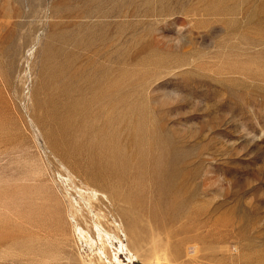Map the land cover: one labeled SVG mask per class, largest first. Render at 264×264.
<instances>
[{"label": "rangeland", "instance_id": "374dc122", "mask_svg": "<svg viewBox=\"0 0 264 264\" xmlns=\"http://www.w3.org/2000/svg\"><path fill=\"white\" fill-rule=\"evenodd\" d=\"M0 264H264V0H0Z\"/></svg>", "mask_w": 264, "mask_h": 264}, {"label": "clouds", "instance_id": "9594fccd", "mask_svg": "<svg viewBox=\"0 0 264 264\" xmlns=\"http://www.w3.org/2000/svg\"><path fill=\"white\" fill-rule=\"evenodd\" d=\"M176 43H177V45L179 46V45L182 43V41L179 40V39H177V40H176Z\"/></svg>", "mask_w": 264, "mask_h": 264}, {"label": "bare ground", "instance_id": "6f19581e", "mask_svg": "<svg viewBox=\"0 0 264 264\" xmlns=\"http://www.w3.org/2000/svg\"><path fill=\"white\" fill-rule=\"evenodd\" d=\"M133 257V256H132Z\"/></svg>", "mask_w": 264, "mask_h": 264}]
</instances>
